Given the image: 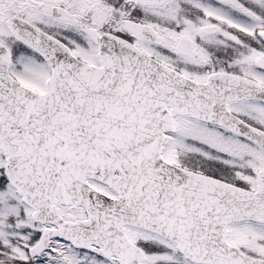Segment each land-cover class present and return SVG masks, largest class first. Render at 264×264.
Instances as JSON below:
<instances>
[{
  "label": "snow or ice",
  "instance_id": "snow-or-ice-1",
  "mask_svg": "<svg viewBox=\"0 0 264 264\" xmlns=\"http://www.w3.org/2000/svg\"><path fill=\"white\" fill-rule=\"evenodd\" d=\"M0 264H264V0H0Z\"/></svg>",
  "mask_w": 264,
  "mask_h": 264
}]
</instances>
